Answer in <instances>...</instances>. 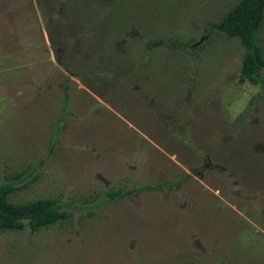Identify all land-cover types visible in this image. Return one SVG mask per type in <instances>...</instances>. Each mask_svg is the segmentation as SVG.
Instances as JSON below:
<instances>
[{
  "label": "rangeland",
  "instance_id": "374dc122",
  "mask_svg": "<svg viewBox=\"0 0 264 264\" xmlns=\"http://www.w3.org/2000/svg\"><path fill=\"white\" fill-rule=\"evenodd\" d=\"M238 1L0 0V185L64 214L0 264H264V83L213 31Z\"/></svg>",
  "mask_w": 264,
  "mask_h": 264
},
{
  "label": "trees",
  "instance_id": "16d2710c",
  "mask_svg": "<svg viewBox=\"0 0 264 264\" xmlns=\"http://www.w3.org/2000/svg\"><path fill=\"white\" fill-rule=\"evenodd\" d=\"M264 18V0H239L224 17L214 25V32L229 38H238L245 49L241 66L242 81L264 83L260 76L264 68V56L256 43V34ZM63 105V112L67 107ZM14 191L11 185H0V233L20 231L25 224L32 232L54 225L64 218L56 201L41 199L24 204H13L8 196ZM110 193L109 197H117Z\"/></svg>",
  "mask_w": 264,
  "mask_h": 264
}]
</instances>
